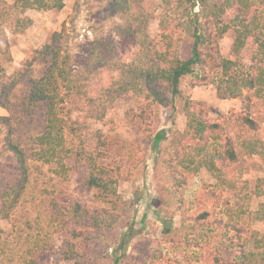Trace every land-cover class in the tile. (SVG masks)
Wrapping results in <instances>:
<instances>
[{
    "label": "rangeland",
    "instance_id": "374dc122",
    "mask_svg": "<svg viewBox=\"0 0 264 264\" xmlns=\"http://www.w3.org/2000/svg\"><path fill=\"white\" fill-rule=\"evenodd\" d=\"M159 1H145L151 15H156ZM112 5V0H66L61 11H29L34 21L24 33L14 34L5 27L11 48L9 56H0V65L7 75H17L19 83L7 99L2 96L0 86V122L11 130L13 141L28 156L30 177L26 192L12 214L13 222L0 219V264H75L62 254L67 242L86 252L88 264H261V260L253 262L249 254L255 251L254 237H264V222L253 218L259 209L255 191L264 176V159L247 156L242 175L233 172L232 167L227 169L239 191L243 189L248 197L243 205L247 213L236 220L245 246L240 241L228 248L222 243L225 231L219 228V219L227 221L228 208L242 205L239 196L219 186L207 169L188 176L170 157L173 140L187 131L186 100L199 106L197 110L201 109L210 123H222L231 114L237 120L242 112L240 99H220L215 85L195 74L182 79L181 98L169 97L152 103L128 94L113 102L102 121L91 117L85 99L72 98L65 108L69 118L67 144L71 151L67 163L75 169L67 180L56 175V165L38 162L31 156L37 149L36 139L45 132L46 114L43 105L29 102V95L34 82L52 63L49 57L35 58L37 50L50 45L62 57L69 55L73 69L81 72L87 69L83 58L89 54V43L103 38L114 41L116 60L128 64L135 61L137 45L122 42L114 33L113 27L119 20L113 16ZM158 33V19L152 16L149 34L156 37ZM235 38V32L230 30L220 41L224 58L235 60L232 52ZM191 50V40L183 36L180 56L189 58ZM243 53V64L249 66L252 50ZM122 77L118 70H102L90 83L106 88ZM5 101L7 107L2 106ZM253 111L256 128L249 130L236 121L233 133L241 137L264 135L263 110L257 106ZM157 133L165 136L159 143H155ZM94 150L102 153L99 163L116 172L123 200L122 216L109 238L96 236L92 225L94 211L108 205L76 170L85 152ZM77 206L80 207L77 213L86 215L82 219L75 217ZM58 210L67 221L62 226L52 219L53 212L56 214ZM87 236L91 238V251L86 248ZM43 241H48L52 248L37 249L36 245ZM187 241L191 245L196 241L197 246L189 247ZM241 255L246 258L242 260Z\"/></svg>",
    "mask_w": 264,
    "mask_h": 264
},
{
    "label": "trees",
    "instance_id": "16d2710c",
    "mask_svg": "<svg viewBox=\"0 0 264 264\" xmlns=\"http://www.w3.org/2000/svg\"><path fill=\"white\" fill-rule=\"evenodd\" d=\"M145 1L112 0L113 16L119 20L113 27L115 35L130 46L137 45V57L132 63L116 60L114 41L103 38H95L89 43V54L83 58L87 69L81 72L73 69L69 55L62 57L50 45L36 51L35 58L40 55L49 57L52 63L46 73L34 82L29 95V102L35 106L36 103L43 105L46 114L45 132L36 139L37 149L31 156L38 162L56 165V175L67 180L75 169L67 163L71 151L67 144L69 118L65 108L72 98L85 99L91 117L102 121L113 102L128 94H135L152 103L165 101L169 97L174 100L181 98L182 79L195 74L202 81L213 83L220 99H240L242 112L237 120L231 114L222 123H210L203 117L201 109L197 110L199 106L186 100L187 131L173 140L170 157L188 176L207 169L219 186L239 196L242 205L228 208V220L219 219V228L225 231L224 246L235 247L240 241L241 246H245L246 240L240 236L236 220L247 213L243 205L248 197L243 189L239 191L236 180L229 177L227 169L232 167L233 172L242 175L247 167V156L264 159V135L241 137L233 133L236 121H241L249 130L256 128L253 110L257 106H261L264 113V0H222L221 3L209 0H160L156 15L146 10ZM0 2V56H9L11 48L7 27L14 34L24 33L33 24L28 16L29 11H61L66 5V0H15L13 4ZM152 16H156L159 24L156 37L149 34ZM230 30L236 34L232 44L235 60L224 58L220 50V41ZM183 36H187L192 43L191 55L187 59H183L178 51ZM246 49L252 50L249 66L244 65L242 60ZM102 70H118L123 77L106 88L92 86L90 82ZM18 83L17 75H7L0 65L2 96L7 99ZM7 105L6 101L2 102V106ZM164 138L162 133H157L155 143ZM101 154L99 150L85 152L76 170L87 186L96 190L99 199L108 205L94 211L92 225L96 236L106 235L109 238L122 216L123 200L118 191L119 178L113 169L99 163ZM28 160L25 152L13 141L11 130L0 122V219L13 222L12 214L29 184ZM263 188L264 176L257 183L255 193L259 209L253 214L256 221L262 222ZM74 210L76 218L86 216L82 212L77 213L79 206ZM64 215L60 210L56 214L53 212V222L60 226L66 224ZM192 242L191 245L187 241L189 247L197 246L196 241ZM90 243V236L85 237L86 248L91 251ZM253 243L255 251L249 254L251 260H261V264H264V237H254ZM40 246L45 250L52 248L48 241L37 244V249ZM77 248L75 243L67 242L62 250L64 258L75 261V264H88L86 252H80ZM240 258L244 260L246 257L241 255Z\"/></svg>",
    "mask_w": 264,
    "mask_h": 264
},
{
    "label": "crops",
    "instance_id": "0c3cea01",
    "mask_svg": "<svg viewBox=\"0 0 264 264\" xmlns=\"http://www.w3.org/2000/svg\"><path fill=\"white\" fill-rule=\"evenodd\" d=\"M64 9V8H63ZM31 11H34V10H31ZM38 12H40V11H38ZM41 12H45V11H41ZM48 12H53V11H48ZM29 13V12H28ZM29 16V15H28ZM30 17V16H29ZM32 20H33V18L32 17H30ZM34 21V20H33Z\"/></svg>",
    "mask_w": 264,
    "mask_h": 264
}]
</instances>
